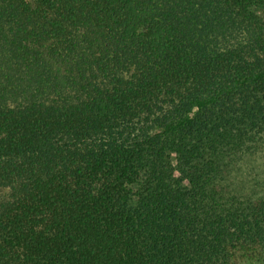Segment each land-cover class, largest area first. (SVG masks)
I'll return each mask as SVG.
<instances>
[{"label":"trees","instance_id":"obj_1","mask_svg":"<svg viewBox=\"0 0 264 264\" xmlns=\"http://www.w3.org/2000/svg\"><path fill=\"white\" fill-rule=\"evenodd\" d=\"M264 0H0V264H264Z\"/></svg>","mask_w":264,"mask_h":264},{"label":"rangeland","instance_id":"obj_2","mask_svg":"<svg viewBox=\"0 0 264 264\" xmlns=\"http://www.w3.org/2000/svg\"><path fill=\"white\" fill-rule=\"evenodd\" d=\"M262 178H264V174L262 175ZM243 264H261V263L257 262V261H251V262H246V263H243Z\"/></svg>","mask_w":264,"mask_h":264}]
</instances>
